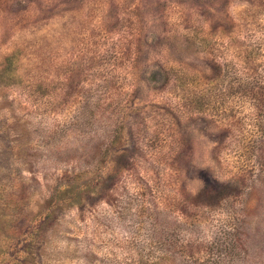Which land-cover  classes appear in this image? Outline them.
I'll use <instances>...</instances> for the list:
<instances>
[{
  "label": "rangeland",
  "instance_id": "rangeland-1",
  "mask_svg": "<svg viewBox=\"0 0 264 264\" xmlns=\"http://www.w3.org/2000/svg\"><path fill=\"white\" fill-rule=\"evenodd\" d=\"M0 264H264V0H0Z\"/></svg>",
  "mask_w": 264,
  "mask_h": 264
}]
</instances>
